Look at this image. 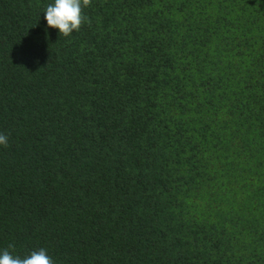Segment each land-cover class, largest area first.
I'll list each match as a JSON object with an SVG mask.
<instances>
[{
	"label": "trees",
	"instance_id": "16d2710c",
	"mask_svg": "<svg viewBox=\"0 0 264 264\" xmlns=\"http://www.w3.org/2000/svg\"><path fill=\"white\" fill-rule=\"evenodd\" d=\"M52 3L0 0V252L264 264V0H91L67 37Z\"/></svg>",
	"mask_w": 264,
	"mask_h": 264
},
{
	"label": "clouds",
	"instance_id": "9594fccd",
	"mask_svg": "<svg viewBox=\"0 0 264 264\" xmlns=\"http://www.w3.org/2000/svg\"><path fill=\"white\" fill-rule=\"evenodd\" d=\"M91 0H54L44 10V19L47 26L59 30L63 36H70L78 32L88 18L83 15V9L90 6ZM8 137L0 133V145L7 147ZM9 248L14 249L13 245ZM0 264H55L46 249L32 251L25 257L14 255L8 249L0 252Z\"/></svg>",
	"mask_w": 264,
	"mask_h": 264
}]
</instances>
